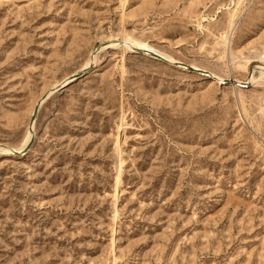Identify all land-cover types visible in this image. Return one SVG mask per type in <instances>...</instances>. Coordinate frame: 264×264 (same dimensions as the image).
Instances as JSON below:
<instances>
[{"label":"rangeland","instance_id":"obj_1","mask_svg":"<svg viewBox=\"0 0 264 264\" xmlns=\"http://www.w3.org/2000/svg\"><path fill=\"white\" fill-rule=\"evenodd\" d=\"M262 69L264 0H0V264H264Z\"/></svg>","mask_w":264,"mask_h":264},{"label":"bare ground","instance_id":"obj_2","mask_svg":"<svg viewBox=\"0 0 264 264\" xmlns=\"http://www.w3.org/2000/svg\"><path fill=\"white\" fill-rule=\"evenodd\" d=\"M138 44V43H137ZM142 44V43H141ZM143 45H145L144 43H143ZM142 45V46H143ZM136 46V45H135ZM138 46V45H137ZM148 48V47H147ZM149 49H150V47H149ZM150 54H152L151 52H149ZM159 54V53H158ZM161 54V56H163L164 58H167V59H169V60H171V58L169 57V56H167V55H165L164 53L162 54V53H160ZM159 56V59H161V60H165L164 58H162L160 55H158ZM89 61V60H88ZM166 61V60H165ZM86 63V62H85ZM87 67H88V62L85 64V66L81 69V71L80 72H83L84 70H86L87 69ZM194 69V68H193ZM194 70H199L202 74H203V72L200 70V69H194ZM77 75V74H76ZM260 75L262 76V80H264V69H262L261 70V72H260ZM74 77H75V75L74 76H72L71 78H69L68 80H66L67 82H71L73 79H74ZM215 79L216 80H221L219 77H216L215 76ZM235 83H242V82H240V81H238V80H236L235 81ZM50 93V92H49ZM46 99V96H44L43 97V100H45ZM39 104H40V102H37V104H36V106L34 107V109L33 110H35L36 108H38L39 107ZM31 137V135H30V132L29 133H27L26 134V137L24 138V143H23V145L20 147V148H18V150L16 151V150H11V153H18V154H21L22 153V151H23V149L28 145L27 143H29L28 141H30L29 139H31L30 138ZM3 151V150H2ZM6 153L8 152L7 150H4Z\"/></svg>","mask_w":264,"mask_h":264},{"label":"water","instance_id":"obj_3","mask_svg":"<svg viewBox=\"0 0 264 264\" xmlns=\"http://www.w3.org/2000/svg\"><path fill=\"white\" fill-rule=\"evenodd\" d=\"M152 55L155 56V57H157V56L154 55V54H152ZM79 76H80V75H76L75 78H78ZM36 112H37V108L34 110V115L36 114ZM29 146H30V143H28V145L23 149V151H22L21 154L26 153V152L28 151ZM16 154H18V153H16ZM21 154H20V155H21Z\"/></svg>","mask_w":264,"mask_h":264}]
</instances>
